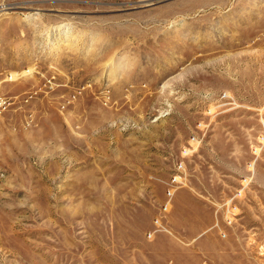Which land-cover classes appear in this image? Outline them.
Listing matches in <instances>:
<instances>
[{
  "label": "rangeland",
  "instance_id": "1",
  "mask_svg": "<svg viewBox=\"0 0 264 264\" xmlns=\"http://www.w3.org/2000/svg\"><path fill=\"white\" fill-rule=\"evenodd\" d=\"M0 264H264V0H0Z\"/></svg>",
  "mask_w": 264,
  "mask_h": 264
}]
</instances>
